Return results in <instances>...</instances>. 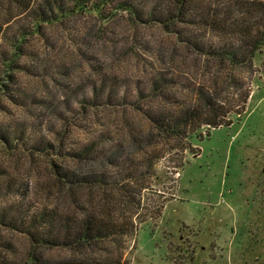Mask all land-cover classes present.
Wrapping results in <instances>:
<instances>
[{"label": "rangeland", "instance_id": "1", "mask_svg": "<svg viewBox=\"0 0 264 264\" xmlns=\"http://www.w3.org/2000/svg\"><path fill=\"white\" fill-rule=\"evenodd\" d=\"M143 1L156 14L136 29L108 14L38 32L22 5L0 0V214L54 208L53 190L44 193L46 184L36 181L46 178L38 174L45 159L55 158L49 141L63 135L62 154L117 151L126 167L120 178L134 173L135 189L146 187L138 213L148 222L124 238L128 264H264V49L251 65L226 64L216 75L212 55L185 54L182 42L191 35L206 51L234 47L240 33L222 23L225 0H198L174 24L175 13L162 11L165 0ZM216 82L231 126H204L203 138L189 137V151L155 131L151 139L152 116L202 105L201 91ZM0 227V264H27L25 235ZM71 254L53 249L48 257Z\"/></svg>", "mask_w": 264, "mask_h": 264}, {"label": "trees", "instance_id": "2", "mask_svg": "<svg viewBox=\"0 0 264 264\" xmlns=\"http://www.w3.org/2000/svg\"><path fill=\"white\" fill-rule=\"evenodd\" d=\"M12 1L22 5L23 12H27L35 21L38 32L44 25H65L70 22L74 24L84 16L101 20L108 14L111 19H128L133 29H136L141 25L140 20L143 21L145 16L152 18L157 10L156 6H149L143 0ZM165 1L167 5L162 8L163 13L166 16L175 13L170 24H174L178 19L187 18L186 11L197 8L198 2V0ZM225 2V11L221 12V15L224 14L226 18L222 23L224 26L238 29L240 33V36L234 35L236 40L234 47L223 45L215 51H206L204 50L206 45L191 35L182 42L185 54L196 56L202 52L212 55L213 64L217 66L216 75L226 72L223 69L226 64L235 67L238 63L248 62L251 65L257 53H262L264 49V1L225 0ZM230 8L233 9L232 12L229 11ZM230 13H235L231 21ZM215 16L218 17L217 12ZM216 21L217 19H214V22ZM2 31L3 25L0 23V39ZM94 34L96 33L90 35ZM161 84H164V80H161L156 88ZM102 89L103 86L101 91ZM221 94V87L216 82L211 90L201 91L202 105L192 102L180 111L152 116L151 139L155 131V135H162L167 140H178L180 148L189 151L193 146L191 137L195 135L194 138H203L200 132L204 126L212 128L231 126L233 121L227 119L231 111L226 107L225 101L222 103L218 99ZM245 102L243 101V105ZM243 112L244 109L235 114L241 115ZM65 138L62 135L49 141L48 148L55 158L45 159L48 161L47 165L44 171L40 170L38 174L46 178H37L36 181L37 187L46 184L44 193L53 190L54 208L39 204L32 213H27L21 206L12 217L8 213L0 214V226L5 225L10 231L25 235L29 246L27 264H128V261H124L122 253L124 238L132 239L140 226L148 222L139 218L138 213L142 209V192L146 187L135 189L139 181L134 178V173L128 179L120 178L126 167L118 162L120 159H117L119 157L117 151L102 157L91 146L82 147L76 153L71 150L62 154ZM133 142L131 141L130 145ZM142 166L143 163L140 162L137 168ZM147 166V172L149 168L154 169L153 162ZM117 167L121 168H118L120 170L115 174L114 169ZM130 207L134 211L130 212L128 217L120 218L116 215L120 208L122 213H127ZM135 216L138 217L135 219ZM5 248L8 249L6 241ZM53 249H62L72 254L69 260H52L48 256Z\"/></svg>", "mask_w": 264, "mask_h": 264}]
</instances>
